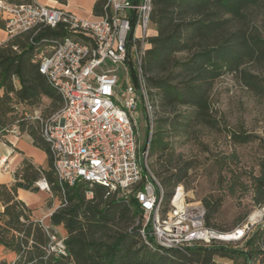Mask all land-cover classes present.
<instances>
[{"label": "trees", "instance_id": "trees-1", "mask_svg": "<svg viewBox=\"0 0 264 264\" xmlns=\"http://www.w3.org/2000/svg\"><path fill=\"white\" fill-rule=\"evenodd\" d=\"M107 1H95V17L105 15ZM131 1L138 4L141 0ZM201 9L208 11V21L202 26L205 44L201 58L205 68L217 77L235 75L255 96L264 99V33L258 24L264 16V0H152L151 26L155 34L148 39L150 48L143 59L148 90L172 101L183 99V93L166 74L167 66L172 56L186 46L187 19ZM0 26L5 27L3 23ZM66 35L63 25L51 28L39 24L11 35L6 43L0 45V139L10 145L6 138L9 133L27 134L33 145L48 156L46 168L24 157L13 173L14 181L0 184L3 205L0 247L15 255L12 264H214L234 260L239 255L249 261L260 257L264 239L261 229L256 230L241 247L213 244L195 246L186 253L160 252L141 238L142 209L134 197L116 199L107 196L105 187L87 182L64 188L59 185L43 128L64 104L62 97L40 73L39 58L50 41ZM134 72L132 68V76ZM160 105L159 102L155 114ZM197 108V124L218 128L208 96L198 102ZM155 123L157 126L161 122ZM187 132L185 124L172 123L164 130L159 126L151 135L148 157L156 159L153 167L161 178L164 213L169 210L176 188L184 187V181L193 168L190 161L181 163L179 159L175 160L173 147L165 139L186 135ZM229 136L234 144L258 140V137L244 132H230ZM260 143L264 155L263 141ZM235 158L231 155L224 162H219L220 170ZM43 178L60 199V206L50 216V228L36 220L32 209L18 196L19 190L39 192L37 183ZM224 182L225 195L211 194L202 203L206 210V227L230 232L246 221V214L238 219L234 229L227 231L215 225L213 219L220 213L225 197H233L238 191H251L255 209L264 206V156L258 175L232 171ZM142 187L143 181L136 188ZM60 226L66 231L63 239L65 254L49 251L51 237L56 235L54 228Z\"/></svg>", "mask_w": 264, "mask_h": 264}, {"label": "built area", "instance_id": "built-area-1", "mask_svg": "<svg viewBox=\"0 0 264 264\" xmlns=\"http://www.w3.org/2000/svg\"><path fill=\"white\" fill-rule=\"evenodd\" d=\"M151 11L152 0L138 4L108 0L104 16L84 19L37 0H0L9 36L39 24L51 28L63 25L67 33L62 39L50 41L39 58L40 73L64 104L43 128L59 185L64 188L87 182L105 187L107 196L116 199L134 197L142 209L141 238L160 252L186 253L192 247L213 244L241 247L256 230L264 232V206L236 229L219 232L206 227L203 203H188L184 187L179 186L169 210L163 212V188L148 165L151 134L143 150L137 136L140 110L152 129L159 104L158 95L148 90L143 73V59L152 36ZM1 169H6L4 159H0ZM142 181L143 187L137 189ZM37 186L51 192L45 178ZM51 239L49 251L65 254L63 239L57 240L56 235ZM249 264H264V239L261 256Z\"/></svg>", "mask_w": 264, "mask_h": 264}, {"label": "rangeland", "instance_id": "rangeland-1", "mask_svg": "<svg viewBox=\"0 0 264 264\" xmlns=\"http://www.w3.org/2000/svg\"><path fill=\"white\" fill-rule=\"evenodd\" d=\"M187 21H189V31L186 34V46L172 56L166 72L184 97L180 101H172L158 95L161 105L156 112V121H160L163 125L158 123L156 126L154 123L152 129H149L145 114L140 110L137 136L140 148L143 150L149 139L148 131L152 135L159 126L164 130L168 129L172 123L186 125L188 130L186 135L172 139L166 137L165 142L169 141L172 145L175 160L179 159L181 163L187 161L192 163L193 168L184 181V191L188 203H198L211 194L225 195L224 180L232 171L243 174L253 172L255 175L260 173L264 156L260 143L263 141L264 144V99L255 96L235 75L217 77L205 68L201 53L205 44L202 26L208 21L207 9L196 11ZM258 24L264 33V16ZM151 34H155V29L151 28ZM119 76L120 84H123V74L120 73ZM207 96L212 113L218 120L219 126L216 129L197 124V104ZM36 113L40 114V112ZM230 132H244L258 137V140L249 144H234L229 136ZM231 155L236 158L226 164L221 171L219 162H224L226 157ZM141 162L144 173H147L143 160ZM155 162L154 157L148 159L152 173L161 183V178L153 167ZM48 194L49 199L46 202L49 201V203L45 204L44 211H41L43 216L47 209L59 205L60 202L52 190ZM256 210L253 206L251 191H238L233 197H225L221 211L214 217L213 223L222 230H231L236 227L241 216L246 214L247 221ZM56 235L57 240L62 239L59 232H56ZM9 261V256L0 252V264ZM223 262L250 263L243 255Z\"/></svg>", "mask_w": 264, "mask_h": 264}, {"label": "crops", "instance_id": "crops-1", "mask_svg": "<svg viewBox=\"0 0 264 264\" xmlns=\"http://www.w3.org/2000/svg\"><path fill=\"white\" fill-rule=\"evenodd\" d=\"M13 3H28L32 0H6ZM41 2L40 0H37ZM96 0H68L67 2L56 3L53 0H47L41 2L53 7H63L70 12L76 14L80 18L92 19L95 16L93 15V7ZM4 15L0 13V23H3ZM9 34L4 27L0 26V45L6 43L9 40ZM10 145H7L0 139V159L5 160L6 169L0 170V184H11L14 181L13 173L21 164L24 157L29 158L32 162L43 168L47 167L48 156L45 152L38 149L33 145L32 138L27 134H20L16 131L9 133L6 136ZM19 199L24 201L27 206H29L33 211V216L36 220L42 222L46 228L51 227L50 216L52 213L60 206L55 205L53 208L47 209V212L44 216L41 214V211H44L45 204L47 199H49V194L47 192L39 190L37 193H32L30 191L19 190L18 191ZM53 197V196H52ZM3 211V205L0 201V212ZM56 232H59L62 239L66 237L65 229L60 226L54 228ZM0 252L7 254L10 258L9 264H12L15 260V255L8 252L3 247H0Z\"/></svg>", "mask_w": 264, "mask_h": 264}, {"label": "bare ground", "instance_id": "bare-ground-1", "mask_svg": "<svg viewBox=\"0 0 264 264\" xmlns=\"http://www.w3.org/2000/svg\"><path fill=\"white\" fill-rule=\"evenodd\" d=\"M256 215H254L253 217H255Z\"/></svg>", "mask_w": 264, "mask_h": 264}]
</instances>
